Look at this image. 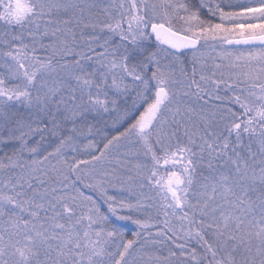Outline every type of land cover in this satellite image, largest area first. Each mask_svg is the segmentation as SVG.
Instances as JSON below:
<instances>
[{"label": "snow or ice", "instance_id": "6c2138e0", "mask_svg": "<svg viewBox=\"0 0 264 264\" xmlns=\"http://www.w3.org/2000/svg\"><path fill=\"white\" fill-rule=\"evenodd\" d=\"M0 264H264V0H0Z\"/></svg>", "mask_w": 264, "mask_h": 264}, {"label": "rangeland", "instance_id": "374dc122", "mask_svg": "<svg viewBox=\"0 0 264 264\" xmlns=\"http://www.w3.org/2000/svg\"><path fill=\"white\" fill-rule=\"evenodd\" d=\"M134 227H135L134 225L128 224L126 230H131V229L134 228Z\"/></svg>", "mask_w": 264, "mask_h": 264}]
</instances>
